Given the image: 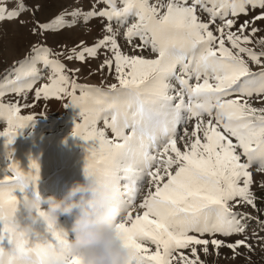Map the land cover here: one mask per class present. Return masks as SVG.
Wrapping results in <instances>:
<instances>
[{"label": "snow or ice", "instance_id": "snow-or-ice-1", "mask_svg": "<svg viewBox=\"0 0 264 264\" xmlns=\"http://www.w3.org/2000/svg\"><path fill=\"white\" fill-rule=\"evenodd\" d=\"M249 6L264 10V0H92L89 11L76 7L51 22H34L31 31L39 35L53 25L72 27L80 18L106 19L103 37L92 46L81 41L67 59L83 62L105 49L111 56L100 68L114 71L117 83L108 90L78 84L68 73L79 69L50 58L62 53L39 41L26 61L0 77V120L7 123L0 131L7 154L0 168V264H49L50 256L82 264L68 253L69 230L43 208L33 231L22 226L25 202L39 193L40 168L31 157L23 166L9 146L36 117L22 115L18 101L5 103L3 97L26 99L43 69L50 70L49 82L35 89L34 100L67 97L64 106L79 109L72 135L85 142L83 172L117 186L114 203L122 215L116 229L131 251L129 264H202L198 246L207 254L209 244L234 254L241 247L254 250L248 223L256 219L264 230V221L236 210L247 205L260 211L252 185L254 171L264 174V37L253 40L264 31L256 23L264 22V11L252 15ZM38 8L0 0V23ZM241 14L248 19L233 31ZM113 21L127 25L122 34ZM121 35L129 52L118 43ZM253 44L259 50L248 46ZM145 181L148 190L137 203ZM217 234L244 238L225 245ZM252 236L264 246V236ZM185 249L195 259L180 251Z\"/></svg>", "mask_w": 264, "mask_h": 264}, {"label": "rangeland", "instance_id": "rangeland-1", "mask_svg": "<svg viewBox=\"0 0 264 264\" xmlns=\"http://www.w3.org/2000/svg\"><path fill=\"white\" fill-rule=\"evenodd\" d=\"M25 2L29 9H33L35 5H39L38 10H35L34 14L33 11H28L19 18V20L25 21V23L21 24L19 20L0 23V77L4 76L6 71L17 68L20 62L26 61L33 47L39 46L37 45L39 41L40 45L50 48L54 54L62 53L61 55L50 58L59 59L68 70L79 69L78 72L69 71L68 73L78 84L108 90V86L117 83L114 71L110 72L107 67L103 69L100 68L104 59L111 56V53L105 49H101L97 57H86L83 62L76 59H67L72 49H76L77 51L80 50L79 45L81 41H83L86 46H92L97 39L103 37L105 34L103 31L104 26L109 23L106 19L102 20L101 18L94 17L85 23L83 19L80 18L72 27H57L53 25L51 30L39 35L33 34L31 31L35 21L41 23L51 22L66 9L71 12L73 8L79 7L85 12L89 11L91 9L92 0H25ZM97 7L102 8L106 7V5L99 4ZM249 11L252 15H256L264 10L259 8L252 10L251 6H249ZM203 18L207 19L206 14ZM65 19L70 21L72 17L66 16ZM245 19H248V17L241 14L238 18L237 25L232 30L235 31V29L239 27V24L243 23ZM131 22L133 21L130 18L129 23ZM112 23L114 27H119L115 21ZM217 23H219V20ZM256 23L264 27V22L257 21ZM126 27L127 25L119 27V32L122 34ZM214 27L215 26H213V28ZM261 37H264V31L258 32L253 37V40H258ZM138 42L139 41H137V43ZM118 43L121 44L123 51H130L122 35L118 37ZM227 46L230 47V45ZM248 46L254 47L255 50H259V45L253 44ZM145 55L147 56L148 53H145ZM37 67L42 68V65H37ZM253 68H255V65H253ZM49 75V69L42 70V77L33 84V89L27 93L26 99L17 96L15 93H8L3 97V102L18 101L22 105V115H35L36 117L33 123L20 131V134L16 136L13 144L9 146L13 150L15 159L23 166H27L28 162H30L29 157L38 162L41 157L47 155L48 149L56 147L61 148L63 153L60 151V154H55L53 161L49 165L50 168L39 171V181L37 182V189L42 197L46 199L49 196H54L59 199L63 196L61 191L65 190L66 193L74 182H83L86 151L83 146L85 142L72 135L74 123L78 122L80 119L79 109L65 107L64 105L68 102L67 97L60 100L54 97L48 99L41 98L39 101L34 100L35 89L48 83ZM173 83L175 84V81H173ZM176 86L179 87L178 85ZM79 94V90H77V95ZM254 103L256 106H259L258 102ZM24 104L34 105V107H23ZM193 124L194 121L188 122L187 127L189 131L192 129ZM6 127V121L0 120V131H3ZM98 127H104L103 121L99 122ZM183 128L184 125L178 126V134H183ZM125 131L127 132L129 130L126 129ZM106 134L109 138L113 137L111 130H106ZM76 140L79 141V143L75 142ZM233 142L235 143V138H233ZM71 143L74 144L72 149L69 148V145H72ZM182 143L183 142H180L178 146H181ZM0 146V168H3L6 166L5 161L7 159L3 138H0ZM243 159L242 157V160ZM262 183H264V174L254 171L252 191L255 193L257 208L260 211L247 205L236 210L250 213L251 216L258 217L259 220L264 221V187L261 186ZM147 190L148 185L145 181L143 190L137 198V203L142 200ZM43 207L46 209L47 204H43ZM73 219L74 217L72 216H61L59 222L64 225L67 230H70ZM253 232H256L259 236H264V230H262L256 219L249 221L246 231V234L251 238V242L254 245V250L251 252L241 247L237 249L238 254H234L233 251L226 246H221L219 249H216L209 244V251L207 254L203 252V246H198L197 255L200 261H202V264H264V246L257 243L255 237L252 236ZM204 238L211 239L212 237L205 236ZM214 238L224 241L226 245L229 242L243 239L244 235L233 234L224 237L217 234ZM149 247L154 250V246L149 245ZM180 251L189 255V258L195 259V257L191 256L190 249Z\"/></svg>", "mask_w": 264, "mask_h": 264}, {"label": "clouds", "instance_id": "clouds-1", "mask_svg": "<svg viewBox=\"0 0 264 264\" xmlns=\"http://www.w3.org/2000/svg\"><path fill=\"white\" fill-rule=\"evenodd\" d=\"M117 195L114 183H101L96 176L84 175L83 182H74L62 198L45 199L40 193L30 196L24 205L22 226L33 231L41 219L37 210L42 208L56 221L61 216H74L67 241L71 256L79 257L82 264H129L131 251L124 246L116 229L122 215L114 203ZM49 264H65V261L62 257L50 256Z\"/></svg>", "mask_w": 264, "mask_h": 264}, {"label": "bare ground", "instance_id": "bare-ground-1", "mask_svg": "<svg viewBox=\"0 0 264 264\" xmlns=\"http://www.w3.org/2000/svg\"><path fill=\"white\" fill-rule=\"evenodd\" d=\"M30 139V138H29ZM71 139V138H70ZM39 140V139H38ZM71 141V140H70ZM69 142V141H68ZM74 142V141H73ZM77 143H79V141H75ZM69 144V143H68ZM72 145H69V148H73L74 144L71 143ZM31 145V144H30ZM1 147V146H0ZM78 147V146H77ZM25 148V147H24ZM34 148V147H33ZM68 148V149H69ZM3 149V148H2ZM75 149V148H74ZM29 150V149H28ZM22 151V150H21ZM61 148L60 147H56V148H50L47 150V155L45 157H41V159H37L38 160V164H39V168L40 170L46 169V168H50L49 165L50 163L53 161V157L55 156V154H60L61 152ZM68 151V150H67ZM31 152V151H29ZM38 153V152H37ZM63 153V152H62ZM67 153V152H66ZM63 193V195L65 194V190L61 191ZM74 217V216H72Z\"/></svg>", "mask_w": 264, "mask_h": 264}]
</instances>
